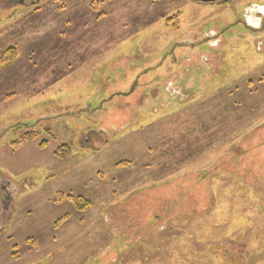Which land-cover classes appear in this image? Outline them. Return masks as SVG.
<instances>
[{"label":"rangeland","instance_id":"obj_1","mask_svg":"<svg viewBox=\"0 0 264 264\" xmlns=\"http://www.w3.org/2000/svg\"><path fill=\"white\" fill-rule=\"evenodd\" d=\"M38 1L0 0V264H264V0Z\"/></svg>","mask_w":264,"mask_h":264},{"label":"crops","instance_id":"obj_2","mask_svg":"<svg viewBox=\"0 0 264 264\" xmlns=\"http://www.w3.org/2000/svg\"><path fill=\"white\" fill-rule=\"evenodd\" d=\"M34 3L40 4V0L38 2H34ZM4 70H6L5 67L4 68H0V73L4 72ZM33 140H35V139H33ZM14 191L16 192V189L13 186V183L10 182L8 178H4L3 177V178L0 179V205H1L2 209H3V211H5V212L11 210V208L14 206L15 198L12 195ZM4 203L7 206H8L7 203H10V205L8 206L9 208H7ZM81 222H82V220H81ZM9 237L10 238H7V240L13 241V238L11 237V235H9ZM139 239H143V237H139ZM30 243L32 244V242H30ZM41 243L42 244H46V241H42ZM47 243H48V241H47ZM49 243H54V245H52V248L54 249L55 245H57L59 243V241H57V238H56L55 241L51 240ZM75 243H83L84 245L86 244L85 248L82 246L80 248L79 254L76 255V259L83 260L87 256V255H85L86 254V252H85L86 247L88 248L87 239L84 236H77L75 238H72V240L68 244L67 243H62V246H60L55 252L50 250V252L47 253L46 255L51 253V256L53 258H56V260H59L61 258V256H62L61 251H65L67 249V247L73 246V244H75ZM99 243H102V242L100 241ZM110 243L111 242H109L108 244L105 243L104 246L102 248H100L102 250H109L110 251L109 252L110 254H108L107 256L106 255H104V256L102 255V257L104 259V263L103 264H122L124 256L127 255V254H125L127 252V250L125 252H123L122 249L120 248V246L118 247V251L122 253V257H121V259L119 261H117L116 253L113 251ZM38 246H41V244H39ZM11 247H12L11 245L8 246L7 254H6L7 258H9V261H14L16 259L21 260L20 257L18 258V255L13 250H11ZM147 251H150V250H147ZM154 255H156V254H151L149 259L150 260H154L155 259ZM168 256H170V255H168ZM98 262L99 261H97V263ZM131 264H133V261L131 262Z\"/></svg>","mask_w":264,"mask_h":264},{"label":"trees","instance_id":"obj_3","mask_svg":"<svg viewBox=\"0 0 264 264\" xmlns=\"http://www.w3.org/2000/svg\"><path fill=\"white\" fill-rule=\"evenodd\" d=\"M38 5V3H36ZM169 22V20H168ZM6 55L3 59H1L0 63L2 64H5V63H9V62H12L16 59L17 55L16 53H14V49H10L8 51H6ZM1 68V67H0ZM29 135H31L32 133H27ZM33 140L35 138H32V137H23V140H20L16 143V145H19L20 143H22L23 141H26V140ZM60 150H64V157L62 158H66L70 155V151H69V148L64 146L62 149ZM64 198H68L69 200H71V202L74 204V206L76 207V209L79 211V212H84L86 211L87 209H89L92 205V203L84 198H81V197H78V198H74V197H71V196H64L62 193H59L58 197H57V202H60V201H63Z\"/></svg>","mask_w":264,"mask_h":264},{"label":"flooded vegetation","instance_id":"obj_4","mask_svg":"<svg viewBox=\"0 0 264 264\" xmlns=\"http://www.w3.org/2000/svg\"><path fill=\"white\" fill-rule=\"evenodd\" d=\"M228 3V0H224V1H221V2H219V3H217L216 4V6H221V5H225V4H227ZM260 14H263L264 15V12L263 13H260ZM256 23V22H255ZM257 24V23H256ZM257 26V25H256ZM254 27V28H257V27ZM253 28V29H254ZM259 29H261V28H259ZM257 30V29H256ZM181 44H184V42H181ZM185 45V44H184ZM184 45H181L182 47H184ZM185 63V60L184 61H181V59H180V61H179V65H181V66H183V67H186L185 65H183ZM212 65V64H211ZM210 65V66H211ZM217 72V67L216 66H214V73H212L210 76H211V79H213V76H214V74ZM205 74V73H204ZM204 76V75H203ZM178 92H179V90H178ZM181 93H183V92H180V94ZM183 96L182 97H184V99H188L187 97V95L188 94H182ZM186 97V98H185Z\"/></svg>","mask_w":264,"mask_h":264},{"label":"water","instance_id":"obj_5","mask_svg":"<svg viewBox=\"0 0 264 264\" xmlns=\"http://www.w3.org/2000/svg\"><path fill=\"white\" fill-rule=\"evenodd\" d=\"M194 2L202 3V4H212V3H217L222 0H193Z\"/></svg>","mask_w":264,"mask_h":264}]
</instances>
